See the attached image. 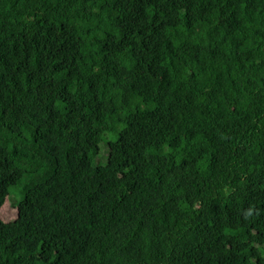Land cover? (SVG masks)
<instances>
[{
	"label": "trees",
	"instance_id": "trees-1",
	"mask_svg": "<svg viewBox=\"0 0 264 264\" xmlns=\"http://www.w3.org/2000/svg\"><path fill=\"white\" fill-rule=\"evenodd\" d=\"M8 195L0 264H264V0H0Z\"/></svg>",
	"mask_w": 264,
	"mask_h": 264
},
{
	"label": "rangeland",
	"instance_id": "rangeland-1",
	"mask_svg": "<svg viewBox=\"0 0 264 264\" xmlns=\"http://www.w3.org/2000/svg\"><path fill=\"white\" fill-rule=\"evenodd\" d=\"M100 144H102V143H100ZM97 153H99V155H97V157H96L97 159H94V163H100V164L105 163L106 162V155L100 161L98 160V157H101V156L103 157L104 156V153H105L104 152V149L102 147L101 148H98ZM14 189H15V186H12L10 188V191L11 190H14ZM13 201H14V196L8 195L7 198H6V200H5V202L0 206V218L1 219L6 220L7 218H10V217H12L14 215L15 208H14V202Z\"/></svg>",
	"mask_w": 264,
	"mask_h": 264
}]
</instances>
